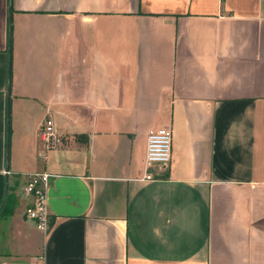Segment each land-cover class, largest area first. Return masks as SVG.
Wrapping results in <instances>:
<instances>
[{
    "label": "crops",
    "instance_id": "0c3cea01",
    "mask_svg": "<svg viewBox=\"0 0 264 264\" xmlns=\"http://www.w3.org/2000/svg\"><path fill=\"white\" fill-rule=\"evenodd\" d=\"M160 127L171 163L146 169ZM5 191L0 264H264V0H0Z\"/></svg>",
    "mask_w": 264,
    "mask_h": 264
},
{
    "label": "built area",
    "instance_id": "2783aa9c",
    "mask_svg": "<svg viewBox=\"0 0 264 264\" xmlns=\"http://www.w3.org/2000/svg\"><path fill=\"white\" fill-rule=\"evenodd\" d=\"M39 137L42 143V151L46 152L56 148L62 142V136L58 132L54 121L47 115L39 129ZM42 153L43 155L45 153ZM172 159V130L168 127H160L150 130L147 134L145 153V168H167ZM50 174L47 172L30 174L23 188L25 194L33 198V204L26 208V216L33 220L37 229L45 232L49 228V213L46 206V190L49 186ZM151 173H146L144 179H152Z\"/></svg>",
    "mask_w": 264,
    "mask_h": 264
},
{
    "label": "trees",
    "instance_id": "16d2710c",
    "mask_svg": "<svg viewBox=\"0 0 264 264\" xmlns=\"http://www.w3.org/2000/svg\"><path fill=\"white\" fill-rule=\"evenodd\" d=\"M13 212V197L8 194L0 207V216H8Z\"/></svg>",
    "mask_w": 264,
    "mask_h": 264
},
{
    "label": "water",
    "instance_id": "95a60500",
    "mask_svg": "<svg viewBox=\"0 0 264 264\" xmlns=\"http://www.w3.org/2000/svg\"><path fill=\"white\" fill-rule=\"evenodd\" d=\"M5 187L7 188V179H6V181H5ZM5 197H6V191H5V193H4V196H3L2 202H1V204H0V207H1L2 204H3V202H4V200H5Z\"/></svg>",
    "mask_w": 264,
    "mask_h": 264
},
{
    "label": "rangeland",
    "instance_id": "374dc122",
    "mask_svg": "<svg viewBox=\"0 0 264 264\" xmlns=\"http://www.w3.org/2000/svg\"><path fill=\"white\" fill-rule=\"evenodd\" d=\"M31 206V205H30Z\"/></svg>",
    "mask_w": 264,
    "mask_h": 264
}]
</instances>
